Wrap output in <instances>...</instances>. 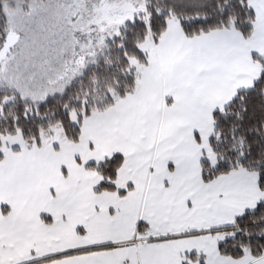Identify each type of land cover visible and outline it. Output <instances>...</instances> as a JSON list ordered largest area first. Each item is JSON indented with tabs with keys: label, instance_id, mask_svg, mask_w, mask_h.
<instances>
[{
	"label": "snow or ice",
	"instance_id": "snow-or-ice-1",
	"mask_svg": "<svg viewBox=\"0 0 264 264\" xmlns=\"http://www.w3.org/2000/svg\"><path fill=\"white\" fill-rule=\"evenodd\" d=\"M0 264H264V0H0Z\"/></svg>",
	"mask_w": 264,
	"mask_h": 264
},
{
	"label": "rangeland",
	"instance_id": "rangeland-1",
	"mask_svg": "<svg viewBox=\"0 0 264 264\" xmlns=\"http://www.w3.org/2000/svg\"><path fill=\"white\" fill-rule=\"evenodd\" d=\"M73 0H60L61 4H71ZM127 12H124L121 8V5H116V4H107L98 9V16L96 20L94 21L97 27L101 29V31H106L109 27H112L114 24L119 23L124 14H127ZM72 15L75 14L74 10L71 13ZM63 13L61 14L60 17L56 19V24L60 28H66L67 25L65 23V20L62 18ZM85 31L87 30L86 28L84 29ZM53 39H57V37H53ZM57 49H60L63 55L60 54V52L57 53L56 56H53L51 58V64H50V71L48 75L55 76L56 72L62 71V61L64 59L68 58V53L70 52V49L67 48H62L61 45L57 44L55 46ZM145 47H151V45H148V42L145 44ZM83 59V58H82ZM47 91H51V89H47ZM56 138V137H53Z\"/></svg>",
	"mask_w": 264,
	"mask_h": 264
},
{
	"label": "water",
	"instance_id": "water-1",
	"mask_svg": "<svg viewBox=\"0 0 264 264\" xmlns=\"http://www.w3.org/2000/svg\"><path fill=\"white\" fill-rule=\"evenodd\" d=\"M121 8L124 12H127L131 8V4L125 3V4L121 5Z\"/></svg>",
	"mask_w": 264,
	"mask_h": 264
},
{
	"label": "crops",
	"instance_id": "crops-1",
	"mask_svg": "<svg viewBox=\"0 0 264 264\" xmlns=\"http://www.w3.org/2000/svg\"><path fill=\"white\" fill-rule=\"evenodd\" d=\"M148 45H149V46L151 45L150 41L148 42Z\"/></svg>",
	"mask_w": 264,
	"mask_h": 264
}]
</instances>
